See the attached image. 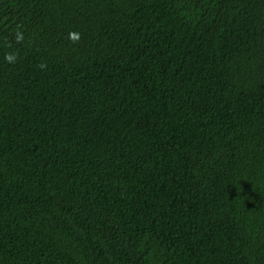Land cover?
Here are the masks:
<instances>
[{"label": "trees", "instance_id": "1", "mask_svg": "<svg viewBox=\"0 0 264 264\" xmlns=\"http://www.w3.org/2000/svg\"><path fill=\"white\" fill-rule=\"evenodd\" d=\"M0 264H264V0H0Z\"/></svg>", "mask_w": 264, "mask_h": 264}, {"label": "clouds", "instance_id": "2", "mask_svg": "<svg viewBox=\"0 0 264 264\" xmlns=\"http://www.w3.org/2000/svg\"><path fill=\"white\" fill-rule=\"evenodd\" d=\"M69 35H70V39H72L73 41H78L80 38L79 34L75 32L70 33Z\"/></svg>", "mask_w": 264, "mask_h": 264}]
</instances>
